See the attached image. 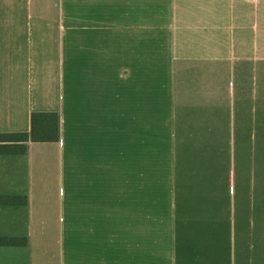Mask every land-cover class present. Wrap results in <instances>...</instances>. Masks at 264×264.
Masks as SVG:
<instances>
[{
	"label": "crops",
	"instance_id": "1",
	"mask_svg": "<svg viewBox=\"0 0 264 264\" xmlns=\"http://www.w3.org/2000/svg\"><path fill=\"white\" fill-rule=\"evenodd\" d=\"M32 113L0 264H264V0H0V133Z\"/></svg>",
	"mask_w": 264,
	"mask_h": 264
},
{
	"label": "trees",
	"instance_id": "2",
	"mask_svg": "<svg viewBox=\"0 0 264 264\" xmlns=\"http://www.w3.org/2000/svg\"><path fill=\"white\" fill-rule=\"evenodd\" d=\"M58 140V119L54 113H32L29 133H0V155H20L26 152V143H51ZM11 199H0L10 203ZM25 203V199H21ZM25 239H0V245H23Z\"/></svg>",
	"mask_w": 264,
	"mask_h": 264
}]
</instances>
